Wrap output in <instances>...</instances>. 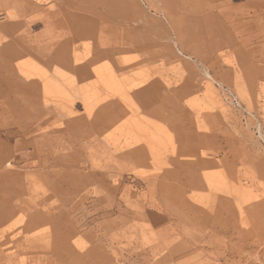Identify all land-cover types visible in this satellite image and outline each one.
<instances>
[{"label":"rangeland","instance_id":"374dc122","mask_svg":"<svg viewBox=\"0 0 264 264\" xmlns=\"http://www.w3.org/2000/svg\"><path fill=\"white\" fill-rule=\"evenodd\" d=\"M70 1L63 0V5L73 6ZM231 4L235 7L233 16H214V19L219 27L242 38L243 42L239 43L240 53L234 51L237 44L217 50L209 49L205 43L197 44L194 41L197 37L203 36L205 40L207 33L215 27H209L208 20L206 22L201 16H184L181 26L184 27L183 37L190 51L185 55L180 53L174 40L168 37L154 40L151 44L143 42L144 51L133 53L130 52L132 48L126 46L124 54H119L115 53V49L112 54L117 60L120 56L122 61L129 60L128 66H137V69L132 68L133 71H130L127 77L118 70L120 65L115 64L116 59L106 58L102 64L91 69L94 61H91L90 57H95L90 50L92 41L76 44L72 54L74 61L78 58L81 62L85 61L84 65L94 73L96 79L84 84L85 86L81 85L80 89V84L75 83L76 79L69 70L61 69L59 72L57 69H46L47 73L43 69L37 71L33 63L18 62L25 70L37 71V74L46 72L44 75L47 76V85L53 83V87H42L43 97L48 98L45 101L49 107L55 108L63 115L79 113L77 110L87 112L92 108L90 118H85L96 121L87 126L91 125L90 130L94 131L95 135L97 130L100 132L102 129L108 136V139H99L108 154L100 150L92 153L89 148L79 145L69 150L59 148L40 171L38 161L24 160L20 154L21 150L10 137V130L23 134V126H28L30 134H35L41 129L36 127L32 115L34 110H29L32 101L30 99L34 96L19 97L10 92V85L6 82L10 78V72L5 68L10 63V58L9 61L5 60L7 63L1 62L0 59V129H6V134L0 133L5 139L0 141V264H45L51 259L49 264H69L75 259L78 264H166L171 255L181 254L187 249L185 242L172 243V233L176 225L171 224L168 219L169 215L183 220L184 216L178 214V210H193L185 195L196 204H205L211 213L216 211L217 205L224 211L236 209L239 216L244 218L241 226L245 228L252 229L255 227L253 224L259 223L258 212L261 207L264 208V1L232 0ZM146 5L147 10L149 7ZM0 6V10L9 9L10 14H13L14 8L20 15L38 9V6L29 0H25V3L19 0H0ZM259 6L263 7L262 15L257 14L261 8H258ZM61 10L60 8L57 12L61 13ZM65 10L68 18L81 17L73 16L75 12L70 9ZM246 11L250 12L246 14ZM6 18V13H0L1 21ZM52 19L54 21L57 18L52 17L48 21L52 22ZM47 29L46 32L49 33L50 28ZM46 41L40 46V50L33 49V54L58 63L70 58L71 46L68 42H74V39L69 34L57 42L51 38ZM26 46L33 47L27 44ZM148 50L152 52L150 58L146 56ZM15 54L11 55V59ZM112 54L109 52V55ZM251 55L260 57L254 62L255 65L247 63L246 59L252 58ZM143 64L146 68L141 67ZM112 65L115 66L114 69ZM65 74L71 76L67 77ZM63 76L68 79L65 81ZM115 76L119 82L114 80ZM61 79L64 83H69L65 85ZM122 79L126 80V84ZM55 84L56 88L62 86L63 91L55 89ZM148 86L154 97L151 109L156 113L154 110L149 112L148 109H141V105H138L141 96L139 97L136 91ZM43 88L52 93L48 94ZM50 88H54L55 94L59 93L58 96L54 95ZM64 92L68 95L63 94ZM10 93L13 95L10 96ZM129 93L131 99H128ZM57 97L62 101L57 100ZM83 97L91 103L92 106H88L90 109L87 108L90 103L87 104ZM125 98L131 100V103ZM118 100L123 106L118 105ZM54 101L56 102L53 103ZM18 104L21 110L26 106L31 113L11 117L10 111L3 110L16 109ZM122 107L130 108L121 111ZM70 109L71 111H68ZM53 117H46V126L64 125L61 129L65 132H68L69 128L75 129L76 132L88 130L86 125L85 128L71 126V119L67 115ZM127 119H130V122ZM77 122L79 125L83 121L79 123L78 119ZM56 130L58 129H50ZM46 131L40 134L43 135ZM136 142L148 149L154 146L153 154L155 152L158 159L155 165H159L145 168L135 161L131 152ZM194 144L196 148L191 146ZM50 146L51 144L43 145L44 160L49 152L46 147ZM27 152L33 153L34 147L29 146ZM94 157L104 163L99 167L95 166ZM8 158H12L10 162L14 167L8 166L10 163H4ZM58 158H62L63 160H60L63 162L75 161L85 167L81 171L67 168L71 173L56 175L54 170L60 166L56 161ZM192 158L195 159L193 163ZM106 160L112 161L109 164ZM61 166L65 167L66 163ZM114 167L117 170H113ZM98 171H101L100 174ZM202 179L205 185L201 192L199 189L189 192L192 188L200 187ZM246 211L250 213L251 220L247 219ZM78 234L83 235L84 239H78ZM206 246V251H197L181 264H264V259L256 254L258 250L246 254L247 260L225 262L222 257H227L229 246L219 244L218 250L214 244ZM236 246L239 250L244 248L242 245ZM263 246H260L261 250ZM164 250L169 256L155 260Z\"/></svg>","mask_w":264,"mask_h":264},{"label":"bare ground","instance_id":"6f19581e","mask_svg":"<svg viewBox=\"0 0 264 264\" xmlns=\"http://www.w3.org/2000/svg\"><path fill=\"white\" fill-rule=\"evenodd\" d=\"M2 1V0H1ZM20 2L22 3H25V0H19ZM231 1L232 0H128V2L125 3L124 0H104L105 2V8H106V13L104 14L105 16H102V19L101 21H97L95 19H90V18H81V17H71V18H67V20H60L58 21L60 24V27L62 29V32H63V35L66 36L69 34V36L72 38V39H76V38H81V37H86V38H90L91 40L94 41V47L92 49H90L91 51H93V54H95V57L92 55V57H90V60L91 61H98V60H102V59H106L108 58L109 60H113V59H116L114 57V55L112 54V52L115 51V53H119V54H124V52L126 51L125 47L126 46H130L132 49L130 50V52H139V51H142L143 50V42L145 43H153L154 40H157V39H162L163 37H168V38H172L174 40V42L176 43V46H178V50H180L182 54L185 55L186 52H189V48H188V45L186 44V40H184V37H183V29L184 27L181 26L182 22H183V17L184 16H201L202 18L201 19H206L205 21L207 22L208 20V23L207 25H209V27L213 25V27H215V29H212V31H210L209 33H207L206 36H208L207 38L205 37V40L202 36V38L200 37H197L194 41L197 43V44H208V48L211 49V50H217V49H224L226 47H230L234 44H237L236 47L234 48V51L237 52V53H240V45L239 43L243 42L242 38H240L238 35L236 34H232L231 31L228 32L227 30H225V28H221L218 26V22H216V20L214 19V16H233L232 15V11H234L235 7L232 6L231 4ZM264 1V0H263ZM97 2V1H96ZM28 3V2H27ZM99 3H102V2H99ZM7 4V3H5ZM145 4H147L146 6H148L149 8L146 10L145 8ZM97 5V4H96ZM103 5V4H102ZM90 6V5H89ZM99 7V5H97ZM263 6V5H262ZM262 6H259L258 8H260V11L257 12V14H260L262 15V11H263V7ZM1 7V6H0ZM4 7H6L4 5ZM10 7V6H9ZM21 7V6H20ZM7 8V7H6ZM100 8V7H99ZM98 8V10H99ZM136 9V11L134 12L133 9ZM48 9V8H47ZM132 9V10H131ZM258 10V9H257ZM21 11V10H20ZM46 11V10H45ZM95 11V10H94ZM97 11V10H96ZM18 12V10H17ZM250 11H246V14H248ZM0 13H6L7 15V19L4 20V21H1L0 20V59H1V62H6L9 61V58H10V63H8V66H5V68L7 67L6 70H8L10 73V78L6 81L9 85H10V92H14L15 95H18L19 97H31V96H34V97H31L32 99H30L31 101V108L29 110H34V113L32 114L34 116V120H35V123H36V127L37 128H40L43 124H45V119H46V116H48L47 114H49L50 116L51 115H54L55 112H56V109L55 108H51L48 106L47 104V101L46 98H45V103L44 105L41 103V101L43 100H40V92L43 90H40V85H39V78L40 76L38 75L39 73L42 74V72H38V74L36 73L38 70V68L36 69L37 71H32V70H25L23 69V67L21 68H16L15 67V64H13L12 60H11V55L16 53L15 55L16 56H22V55H30L31 53H34L33 52V49H38L40 50V46H37L36 44V41L37 40H34L32 39L31 37H29L30 35L28 33L23 34V35H20L16 38H14L12 41H10V36L12 34H10V32L13 33V31L17 32V31H20V29L23 28V21L22 22H17L14 23H10V10L9 9H5V10H0ZM98 14V13H97ZM254 14H256V12H254ZM256 14V15H257ZM259 15V16H260ZM97 16V15H96ZM120 16V17H119ZM123 16V17H121ZM132 16H136V17H132ZM153 16H159V17H153ZM160 16H162L160 18ZM172 16H180V18H174ZM203 16H206L205 18ZM208 16V17H207ZM258 16V15H257ZM5 19V18H4ZM222 19V18H221ZM16 20V19H15ZM200 21V19H199ZM213 21V22H211ZM56 23V20L53 21L52 19V22H49V21H46V25H47V28L49 29L48 27V24H54ZM185 23V22H184ZM30 25V24H29ZM203 27V26H202ZM29 27H27V29L25 30L27 32ZM207 28V27H205ZM47 29V30H48ZM51 29H49L50 31ZM208 31V30H207ZM106 32V33H105ZM198 32V31H197ZM104 34H107L108 36L104 35ZM206 34V33H205ZM28 36V37H27ZM151 36V37H150ZM205 36V35H204ZM141 37V38H140ZM12 38V37H11ZM79 38V39H80ZM194 39V38H193ZM77 40V39H76ZM192 40V39H190ZM55 42H57L56 40H54ZM27 42V43H26ZM35 42V43H34ZM39 42V41H38ZM86 42V41H85ZM191 42V41H190ZM29 46H33L32 48H28L26 46V44ZM61 43V42H60ZM58 43V44H60ZM70 43V46L71 48L74 47V42H71L69 41L68 44ZM89 44V43H88ZM39 45V44H38ZM50 45V44H49ZM36 46V47H35ZM62 46V45H61ZM90 46V45H89ZM88 46V47H89ZM151 46V45H150ZM87 47V48H88ZM43 48V47H42ZM61 49V47H60ZM75 49V47H74ZM72 49V50H74ZM63 50V49H62ZM59 51V50H57ZM144 51V50H143ZM49 52V51H48ZM51 52V51H50ZM54 52V51H53ZM109 52L112 54V55H109ZM91 53V52H90ZM146 56H148V58L151 57L152 55V52L151 50H148V52H146ZM46 54V53H45ZM56 54V53H55ZM64 54V53H63ZM70 54V53H68ZM89 54V53H88ZM136 54V53H135ZM138 54V53H137ZM14 56V55H13ZM124 56V55H123ZM139 57V54L137 55ZM190 56H192V54H190ZM202 56V55H201ZM244 56V55H243ZM252 58H247V63L248 64H251V65H255V61H257L260 57H254V55H251ZM18 57V58H19ZM25 57V56H24ZM23 57V58H24ZM28 57V56H27ZM34 57V56H33ZM60 57V55H59ZM61 57H63L61 55ZM126 56H124L125 58ZM35 58V57H34ZM38 57H36L35 59H37ZM64 58V57H63ZM87 58V57H86ZM127 58V57H126ZM141 58V57H140ZM13 59V58H12ZM83 59L85 60V57H83ZM122 59V58H121ZM7 60V61H5ZM14 60V59H13ZM39 60V58L37 59ZM36 60V61H37ZM71 60L70 58H65V60L63 59V62L62 60L60 61V64L62 65H65V66H68L69 68H71V70L74 72H78L77 74H79L80 76L82 77H92L93 75H91V70L86 67L85 65H80L81 67H76L74 65H72V62L69 61ZM239 60V59H238ZM19 61V60H18ZM22 61V60H21ZM27 61V60H26ZM25 61V62H26ZM31 61V60H29ZM58 61V60H57ZM73 61V60H72ZM82 61V60H81ZM240 61V60H239ZM35 62V61H34ZM33 62V63H34ZM68 62H71V63H68ZM85 62V61H84ZM129 62V60L127 61ZM127 62L125 61H122L120 60V56L118 57V60L117 62L115 61V64H118V70H120V72L122 71L123 74L125 75V77L128 76L129 72L133 71V69L137 66L134 67V65L132 66H128ZM241 62V61H240ZM20 63V62H19ZM23 63V62H22ZM21 63V64H22ZM32 63V62H31ZM38 63V62H37ZM45 63V62H44ZM101 63V62H100ZM39 64V63H38ZM82 64V63H80ZM104 64V63H103ZM134 64H136V62H134ZM29 65V64H28ZM40 65V64H39ZM61 65V67H62ZM99 65V64H98ZM107 65V64H106ZM136 65H139L136 64ZM30 66V65H29ZM37 66V65H36ZM59 66V64H58ZM58 66H56V69L58 68ZM65 66L63 67V71ZM114 69V65H112ZM141 66V65H140ZM148 66V64H147ZM19 67V66H18ZM43 67V66H42ZM108 67H109V64H108ZM131 69H130V68ZM143 68H146L144 67V64L143 66H141ZM140 67V68H141ZM253 67V66H252ZM256 67V66H255ZM2 68V67H1ZM28 68V66H27ZM47 68V67H46ZM45 68V69H46ZM133 68V69H132ZM139 68V67H138ZM148 68V67H147ZM32 69V68H31ZM137 69V68H135ZM59 70V72L61 71V69H57V71ZM68 70V69H67ZM70 70V69H69ZM105 70V69H103ZM108 70V69H107ZM117 70V71H118ZM141 70V69H140ZM138 70V71H140ZM142 70H145V69H142ZM54 71V70H53ZM114 71V70H113ZM4 72V71H3ZM46 72L48 73V71L46 70ZM45 72V73H46ZM69 72V71H68ZM68 72H65L68 74ZM75 72V73H76ZM119 72V73H120ZM143 72V71H142ZM5 73V72H4ZM43 73V74H45ZM54 73V72H52ZM72 73V72H71ZM74 73V74H75ZM135 73V71H134ZM145 73V72H144ZM40 74V75H41ZM64 74V72H63ZM67 74H65V76H67ZM76 74V75H77ZM137 75L139 73H136ZM78 75V76H79ZM117 75V74H116ZM123 75V76H124ZM44 77L46 75H43ZM57 76H60L57 74ZM62 76V75H61ZM60 76V77H61ZM63 76L64 80L66 81L71 75H68L67 77ZM74 76V75H73ZM79 76V77H80ZM7 77V76H6ZM6 77L4 79H6ZM42 77V78H44ZM47 77V76H46ZM56 77V75H55ZM54 77V78H55ZM77 77V76H76ZM116 77V76H115ZM119 77V76H118ZM121 77V76H120ZM124 77V78H125ZM57 78V77H56ZM67 78V79H66ZM72 78V77H71ZM112 78V77H111ZM122 78V77H121ZM120 78V79H121ZM45 79V78H44ZM49 79V78H48ZM83 79V78H82ZM92 79V78H91ZM126 79V78H125ZM125 79H122L121 81L125 80ZM51 80V79H50ZM55 80V79H53ZM60 80V79H58ZM62 80V79H61ZM88 80V79H87ZM96 80V79H95ZM114 80H118L117 82H119L120 80L116 77V79ZM43 81V80H42ZM46 81V79H45ZM57 81V79H56ZM63 81V80H62ZM61 81V83H62ZM70 81V79H69ZM84 81V80H83ZM89 81V80H88ZM99 81V80H98ZM54 82V81H53ZM71 82V81H70ZM73 82V81H72ZM71 82V83H72ZM87 82V81H86ZM91 82V81H90ZM89 82V83H90ZM94 82V81H93ZM126 80L123 82L125 83ZM48 81H46V83L43 85V86H48L47 85ZM52 83V82H51ZM51 83H49L50 86ZM57 83V82H56ZM64 83V81H63ZM62 83V84H63ZM69 83V82H68ZM67 82L64 83L65 85L68 84ZM78 84V81L76 82ZM79 83H82L79 82ZM5 84V83H4ZM42 84V83H41ZM53 84V83H52ZM59 84V83H58ZM85 84V83H84ZM83 83L81 85H84ZM126 84V83H125ZM124 84V85H125ZM146 84V83H144ZM61 85V84H59ZM64 85V87H65ZM71 85V84H70ZM80 85L79 89L82 87ZM147 85V84H146ZM48 86V87H50ZM56 86V84L54 85V87ZM58 86V85H57ZM85 86V85H84ZM88 86V85H87ZM136 86V85H135ZM53 87V86H52ZM68 87V86H66ZM62 86H58V88L55 87V89H60L61 91H63L62 89ZM71 88V87H70ZM72 88H74L72 86ZM76 88V86H75ZM45 89V88H43ZM54 89V88H53ZM52 88H50V90L54 91ZM138 89V88H136ZM45 90H49V89H45ZM127 90H129V88H127ZM59 91V90H58ZM68 91H70L68 89ZM79 91V90H78ZM84 91V90H83ZM1 92V91H0ZM41 92V93H42ZM49 92V91H48ZM56 91H54V95H57L59 93H56ZM76 92H77V89H76ZM52 92H49L48 94H51ZM67 93V91H66ZM65 92L63 94H66ZM71 93V92H70ZM69 93V94H70ZM128 93V91H127ZM137 95L140 97L139 98V104L138 105H141L140 108H145V109H148V111H152L154 110L153 108L151 109V106L153 107V101H154V97L151 95V90H150V87L148 86L147 88L141 90H137L136 91ZM45 94H46V91H45ZM77 94V93H76ZM74 94V96L76 95ZM126 94V93H125ZM124 94V96H126ZM7 95V93H6ZM13 94L10 93V96H12ZM62 95V94H61ZM68 95V94H66ZM73 95V94H72ZM128 95V99H131L130 97V93L127 94ZM52 96V95H51ZM58 96V95H57ZM63 96V95H62ZM77 96V95H76ZM84 96V95H83ZM87 96V95H86ZM65 97V96H63ZM61 97V98H63ZM80 97V93H79V96ZM123 97V96H122ZM122 97L120 99H122ZM4 98V97H3ZM27 98V99H28ZM44 98V97H42ZM67 98V96L65 97ZM89 98V97H88ZM87 98V99H88ZM124 98V97H123ZM48 99V98H47ZM59 98L57 97V100ZM75 99L77 100V98L75 97ZM84 99V97H83ZM129 103H131V100H128L127 98H125ZM124 99V100H125ZM60 100V99H59ZM69 100V99H67ZM66 100V101H67ZM72 100V99H71ZM75 100V101H76ZM85 102L87 103H90L88 100L86 101V99H84ZM123 100V99H122ZM125 100V102H126ZM29 101V102H30ZM62 101V100H60ZM83 103L84 101L81 100ZM118 105L119 106H123L121 101L118 100ZM56 101H54L53 103H55ZM64 102V100H63ZM68 102V101H67ZM66 102V103H67ZM74 102V100H73ZM52 103V104H53ZM87 103V104H88ZM124 103V102H123ZM28 104V103H27ZM58 104V103H57ZM61 104V103H60ZM69 104V103H68ZM126 104H128L126 102ZM62 105V104H61ZM73 105V103H72ZM86 105V104H85ZM91 105L88 104L87 105V108H89L88 106ZM29 106V105H28ZM63 106V105H62ZM70 106V105H68ZM67 106V107H68ZM92 106V105H91ZM90 106V107H91ZM180 106V105H179ZM73 107V106H72ZM3 108V107H2ZM10 108H12V105H11V102H10ZM127 107H122L121 111H125L129 108ZM139 108V109H140ZM141 108V109H142ZM182 108V107H181ZM66 109V108H65ZM74 109V108H73ZM90 109V108H89ZM85 110L86 107H85ZM91 110L92 108L85 112V114H75L73 112L67 114L68 117H70L71 119V126H75V127H84L85 125H89V124H94L95 123V119H89L90 118V113H91ZM68 111H71L68 110ZM121 111L119 112L118 115H120ZM147 111V110H145ZM33 112V111H32ZM155 112V110H154ZM26 114L29 115V113L31 112H24ZM128 113V112H126ZM156 113V112H155ZM65 114V113H64ZM124 114V113H122ZM137 115V114H136ZM53 117V116H52ZM85 117H89V118H85ZM54 118V117H53ZM142 118V117H141ZM139 117V119H141ZM49 119V118H48ZM52 120V118H50ZM79 119V123L80 121L82 122L81 124L77 125V120ZM113 120V118H111ZM148 119V118H147ZM198 119V118H197ZM50 120V121H51ZM128 122H130V119H127ZM191 120V119H189ZM199 120V119H198ZM32 121V120H31ZM54 121V120H53ZM103 121V120H102ZM150 121V120H149ZM144 122V121H143ZM148 123V120L146 121ZM145 122V123H146ZM32 123H34L32 121ZM31 123V126L33 125ZM102 123V122H101ZM104 123V122H103ZM110 123V122H109ZM139 123V122H138ZM142 123V122H140ZM53 124V123H51ZM55 124V123H54ZM112 124V123H111ZM143 124V123H142ZM141 124V125H142ZM150 124V123H149ZM191 124H192V121H191ZM69 125V123H68ZM147 125V124H146ZM51 126V125H50ZM70 126V125H69ZM106 127V126H104ZM137 127V126H136ZM142 127V126H141ZM144 127V126H143ZM149 127V126H148ZM146 127V128H148ZM85 128V127H84ZM86 128H88V130H82V131H74L72 130V128H69L68 132H65L64 130L62 129H59L57 128L58 130L56 131H50L51 128H47V131L45 134H40V131H37L35 134H30L29 133V129H28V126H23L21 128L22 130V133L23 134H18V132L16 133V131H11L10 130V137H12L15 141V144L17 145V147H19V149L21 150V156L24 160H28L30 162H33L35 159L38 161L39 163V167H38V170H42L44 165L47 164L46 162L49 161L53 154L57 153L58 149L59 148H62V149H65V150H69L71 149V147H77L78 145L80 147H83V148H89L90 151L93 153V152H98V150H100L101 152H103L104 154H108L107 151L104 149V147L101 145V142L99 139L101 138H104V139H108V136L106 135V133H104V131H102V129H100V132H98L97 130V136L93 133H95L94 131L90 130L91 129V125L90 126H87ZM99 128V126H98ZM145 128V127H144ZM200 128V127H199ZM93 129V128H92ZM104 129V128H103ZM149 129V128H148ZM8 130V129H7ZM105 130V129H104ZM136 130V129H134ZM150 131H152V129H150ZM140 132V130H139ZM147 132V131H145ZM179 132V131H178ZM138 133V132H137ZM152 133V132H151ZM143 134V132H141V135ZM146 134V133H145ZM154 135V133H152ZM185 134V133H184ZM196 134V133H195ZM18 135V136H16ZM133 135V134H132ZM137 136H139V134H137ZM185 136V135H184ZM2 137V135H1ZM139 137H142V136H139ZM146 137V136H145ZM182 137V136H181ZM137 138V137H136ZM149 138V137H148ZM153 139V137H150ZM9 139V138H8ZM144 139V137L142 138ZM196 139V138H195ZM198 139V138H197ZM196 139V140H197ZM140 140V138H139ZM147 140H150V139H147ZM146 140V141H147ZM154 140V139H153ZM191 140V139H190ZM142 141V140H140ZM155 141V140H154ZM192 141V140H191ZM195 141V140H194ZM105 142V141H104ZM150 142V141H149ZM152 142V141H151ZM141 143V142H140ZM145 143V142H144ZM147 143V142H146ZM191 143V142H190ZM198 143V141H197ZM50 147H46L48 149L49 152L48 153V156L47 158L44 160V158L42 157V153L45 152V150L43 149V145H50ZM130 144V143H129ZM128 145V144H127ZM134 145H136L134 147V149L132 150L131 152V155L132 157L134 158V160L138 161L139 164L142 166V167H153L155 165V162L158 160L157 157H156V153L154 152L153 154V151H155V149H153V147H150L152 149H148L146 148L145 146H142V145H139L137 142L136 144L134 143ZM154 145V142L153 144ZM29 146H32L34 147V152L33 153H28L27 152V148ZM131 146V145H130ZM129 146V147H130ZM147 146V145H146ZM165 146V145H164ZM192 147L196 148L195 147V144L194 146L191 145ZM123 147V146H122ZM125 148V147H124ZM78 149V148H77ZM131 148H129L130 150ZM158 149V148H157ZM75 150V149H74ZM197 150V149H196ZM24 151V152H23ZM77 151V150H76ZM124 151V149L122 150ZM158 151V150H157ZM69 152V151H68ZM201 152V151H200ZM90 153V152H89ZM123 153V152H122ZM110 154V153H109ZM153 154V155H152ZM159 154V153H158ZM198 154V153H197ZM72 155V154H71ZM194 155V154H193ZM12 155H10L11 157ZM89 156H92V155H89ZM197 156V155H196ZM198 156H202L201 154H198ZM197 156V157H198ZM196 158V157H195ZM205 158V157H204ZM12 159V158H10ZM62 158H58L56 161H58L59 163V167L56 168L54 170V173L56 175H65V174H69L71 172L68 171L67 168H72V169H75L74 171H76L77 169L78 170H82L85 166H83L82 164H78L77 162L75 161H67V162H63L62 160H60ZM109 159V158H108ZM127 159V158H126ZM130 159V158H129ZM132 159V158H131ZM165 159V158H164ZM14 160V159H13ZM70 160V159H69ZM74 160V159H72ZM95 160V157L94 159ZM92 160V161H93ZM100 160V159H99ZM98 159L95 160V166H101L102 163L104 162H100ZM124 160V159H122ZM133 160V161H134ZM166 160V159H165ZM182 160V159H181ZM186 160V159H185ZM195 160V159H194ZM193 158H192V163H193ZM91 161V160H90ZM91 161V162H92ZM107 161V160H106ZM112 161V160H110ZM110 161H107L106 163H109L110 164ZM168 161V160H166ZM187 162H190L189 160H186ZM198 161V159H197ZM84 162V161H83ZM63 163L65 164L66 163V166H61L63 165ZM160 163V162H158ZM34 164V163H33ZM86 164V163H85ZM118 164V163H117ZM162 164V163H160ZM164 165L166 163H163ZM196 164V163H194ZM13 166V163L10 162V164L8 166ZM93 165V164H91ZM93 165V166H94ZM159 165V164H157ZM155 165V166H157ZM112 166V165H111ZM163 166V165H162ZM51 167V166H50ZM213 168V167H212ZM34 169V168H32ZM93 169V168H92ZM96 169V168H95ZM94 169V170H95ZM101 169V168H100ZM104 169V168H103ZM116 168L114 167L113 170H115ZM156 169V168H155ZM203 169V168H202ZM205 169V168H204ZM30 170V169H29ZM46 170V169H45ZM102 170V169H101ZM107 170V169H106ZM117 170V169H116ZM151 170V169H150ZM37 169L34 171L36 172ZM49 171V170H48ZM53 171V170H52ZM79 171V172H80ZM97 171V170H95ZM109 171V169H108ZM147 171V170H146ZM174 171V170H173ZM175 171L177 172V170L175 169ZM31 172V170H30ZM33 172V171H32ZM99 172V171H98ZM101 172V171H100ZM99 172V174H100ZM40 173V172H39ZM38 173V174H39ZM106 173V172H105ZM203 174V173H202ZM87 176V175H86ZM202 177V176H201ZM176 178V176H175ZM104 184V183H102ZM98 188V187H97ZM96 189V187H95ZM99 190V189H98ZM97 191V190H96ZM99 192V191H98ZM95 193V192H94ZM81 259V258H80ZM140 260V259H139ZM52 262V259L51 260H47L45 264H49ZM82 263V262H81ZM136 263V262H135ZM40 264V263H39ZM69 264H78L77 263V259L73 260L71 263Z\"/></svg>","mask_w":264,"mask_h":264},{"label":"crops","instance_id":"0c3cea01","mask_svg":"<svg viewBox=\"0 0 264 264\" xmlns=\"http://www.w3.org/2000/svg\"><path fill=\"white\" fill-rule=\"evenodd\" d=\"M29 1H31L34 5L38 6V9L33 10V11H29V12L24 13L23 15H20V14H17L15 9L12 7L14 12H13V14H10V16H12V17H10L11 18L10 23H12V22L16 23V21L22 22L23 19H24V21L22 22L23 28L20 29V31H17V32L13 31V33L10 32V34H12L10 36V41H12L14 38H16L20 35H23V34L26 35V33H28L30 35L29 37H31L32 39L37 40L36 41L37 46H42L44 43L47 42L46 40H48L50 38L53 40H56V41L63 39L64 35H63L62 29L60 27V25H62V24H60L58 21L67 20V18L69 17L66 15L67 13H65L66 12L65 9H68V10L70 9L71 11L75 12V13H73V16H81L84 18L88 17L90 19H95L97 21H101L102 16H105L104 14L106 13L104 0H71L70 3L73 6L63 5L64 4L63 0H29ZM99 2H102V3H99ZM96 4L99 5L100 8ZM60 8L62 9L61 13H58L57 11L60 10ZM98 8H99V10H98ZM63 10H65V11H63ZM52 17L54 19L57 18L56 23L48 24V27L51 30L49 31V33H47L46 32V28H47L46 21H48ZM27 27H29V28L26 32L25 30L27 29ZM79 38H76L77 40L76 39L74 40V43H73L74 47H76V44L79 45L80 43H84L85 41L86 42L92 41L93 43H92L91 49L94 47L95 43L90 38H86V37H81L80 39ZM74 47L70 49V53H71L70 59H71L72 65H74L76 67H78V66L81 67L80 65H84V62H81L80 58H78L77 61H74L72 59V54L75 51ZM81 48H82V45H81ZM72 49H74V50H72ZM33 56L35 58L38 57L39 60H37L38 58L35 59ZM18 57L19 56H14V57H12L14 60L11 59L13 64L16 63L15 67H16V65H17V67L19 66L18 62L25 63L26 60H27L26 62H30V63L31 62L33 63L35 61L33 63L34 67L38 68L39 70H41V69H43V70L56 69V66H58V64H59V66L57 69L63 70V67L65 66V65H62V64L55 62V61H49L46 57L38 55V54H33V53L30 55H22L19 58ZM29 60H31V61H29ZM104 60L105 59L98 60V61L94 62L90 66L91 69L96 68L98 66V64L99 65L102 64V62H104ZM80 63H82V64H80ZM61 65H62V67H61ZM67 69L68 70L70 69L69 71L72 72V73L71 72L70 73L72 75H74L76 82L78 81V84H80V85L82 83L88 84L90 81L92 82L95 80L94 73L91 74V75H93L91 77L92 78L91 79L90 77H87V78L82 77L79 74H77L78 72H76V71L73 72L71 70V68H69L68 66H65L64 70H67ZM43 75H39L40 78H39L38 82L40 85V90H42L43 85L46 83V81H45L46 77H44L45 79L42 78ZM81 81H82V83H79ZM41 92H40V100L43 99L41 101V103L44 105L43 101L45 100L46 97L42 98L44 95H43V92L42 93ZM22 108L23 109L21 110L19 108V104H18L16 109H10V110L3 109V110L10 111V115H11V117H13L15 115H20L21 113L28 111V108L26 106H23ZM0 110H2V109H0ZM77 111L79 112V114H85L84 110H77ZM75 114H78V113H75ZM47 115L49 116V114H47ZM66 115L59 114V112L56 110L55 114L52 116L56 117V116H66ZM63 118H65V117H63ZM47 128L48 129L49 128H52V129L60 128L61 129V128H64V125L59 126V127H52V126H46V122H45V124H43L41 126V129H38L37 131L42 132V131L47 130ZM0 133L6 134V129L5 128L0 129ZM0 138H2V139H0V141L5 140V139H3L4 137H1V135H0ZM0 145H1V143H0ZM4 163L6 165L9 164L10 158L6 159ZM204 185H205V182H204V179H202V185H200V187L192 188L191 190H189V192H191L194 189H199V192H201V189L204 187ZM185 197L189 201L190 207L193 208V210L186 209L183 212L181 210H178V212H179L178 214H182L184 216L183 220H180L179 218H176V217H171V216L169 217V215H168V219L171 221V224L176 225V227L173 229V233H172L173 238H174V239H172V243L175 244L178 242H183V243L185 242L187 249L181 254L171 255L168 258V260H166V264H181L182 262L189 259L192 255L196 254L197 251H199V252L206 251L207 250L206 245H212V244L216 245V248H215L216 250H218L217 245H219V244L229 246L228 250H230V251H227L228 252L227 257H222V259H224L225 262L229 261V260H231V261L247 260L246 254H250V252L254 253V251H257V250H258V252L256 254L260 256L259 258L264 259V246H263L262 250L260 249L261 248L260 246L264 245V208L262 209V207H261V209H259L260 210L258 212V216L260 218L259 223L253 224V226H255V227L250 229V228H245V227L241 226L242 223L244 222V218H241L239 216V213H237L236 209H234L232 211H224L223 209H221V207L219 205H217L215 207L216 211L214 213H211L207 210V207L205 204L204 205L196 204L192 200H190L189 197H187L186 195H185ZM256 204H260V203H256ZM195 208H198L199 210L197 211ZM169 209H171V207ZM247 211H246V213H247L246 217H247V219L251 220V217L249 216L250 213H248ZM174 230H175V232H174ZM247 232H248V234H247ZM172 234H169V236H171ZM244 235H245V237H244ZM77 238L78 239H84V236L81 234H78ZM236 245H242L245 249L241 248L239 250ZM245 251H249V253H246ZM221 253L223 254V252H221ZM168 256H169V253H167L164 250V251L160 252L155 257V260H159L160 258H163V257L167 258Z\"/></svg>","mask_w":264,"mask_h":264}]
</instances>
